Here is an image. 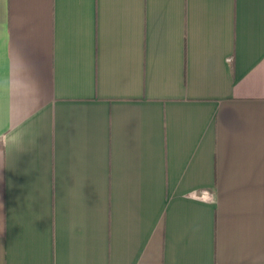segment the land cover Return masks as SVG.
I'll use <instances>...</instances> for the list:
<instances>
[{
  "label": "crops",
  "instance_id": "obj_1",
  "mask_svg": "<svg viewBox=\"0 0 264 264\" xmlns=\"http://www.w3.org/2000/svg\"><path fill=\"white\" fill-rule=\"evenodd\" d=\"M0 264H264V0H0Z\"/></svg>",
  "mask_w": 264,
  "mask_h": 264
},
{
  "label": "clouds",
  "instance_id": "obj_2",
  "mask_svg": "<svg viewBox=\"0 0 264 264\" xmlns=\"http://www.w3.org/2000/svg\"><path fill=\"white\" fill-rule=\"evenodd\" d=\"M0 207H2V206H0Z\"/></svg>",
  "mask_w": 264,
  "mask_h": 264
}]
</instances>
